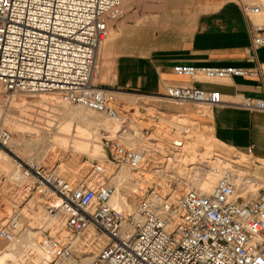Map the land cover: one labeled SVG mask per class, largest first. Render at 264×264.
<instances>
[{
  "label": "built area",
  "instance_id": "built-area-1",
  "mask_svg": "<svg viewBox=\"0 0 264 264\" xmlns=\"http://www.w3.org/2000/svg\"><path fill=\"white\" fill-rule=\"evenodd\" d=\"M130 1L0 0V85L4 92L57 93L62 102L105 116L115 125L113 134L100 137L104 162L113 170L95 162L78 178L62 173L59 167L22 162L17 169L23 181L0 178V241L17 240L23 210L38 201L59 221L60 232L42 228L40 253L26 254L22 264L75 262L83 253L72 243L88 229L93 231L88 245L97 249L87 264H264V193H248L244 184H237L233 172L224 171L207 195L190 189L170 202L140 186L128 196L132 209L113 202L121 186L117 177L121 169L140 174L149 166L160 169L164 163H175L184 145L183 139H177L164 152L156 145L134 147L125 138L133 113L124 111L120 116L115 91L93 83L108 22L122 16V4ZM242 11L255 16L261 8L244 5ZM249 33L251 53L263 48L264 26L253 24ZM172 72L207 82L259 74L256 69L193 66H176ZM157 96L179 106L191 104L211 111L225 105L264 114V99L227 103L215 91L187 84H169ZM10 142V133L0 130V148L7 149ZM246 152L253 155V147Z\"/></svg>",
  "mask_w": 264,
  "mask_h": 264
},
{
  "label": "rangeland",
  "instance_id": "rangeland-1",
  "mask_svg": "<svg viewBox=\"0 0 264 264\" xmlns=\"http://www.w3.org/2000/svg\"><path fill=\"white\" fill-rule=\"evenodd\" d=\"M234 1L241 3L242 6H260L261 11L255 15V21L264 26V0ZM128 4L122 6L123 15ZM122 16L108 22L105 39L109 37L112 40L116 36L111 26L119 23ZM105 39L98 50L97 60H100ZM97 64L99 71L94 72L93 83L113 85L112 61L100 60ZM108 87L116 93L115 106L120 116L124 115V111L133 113L131 116L133 123L129 125V129H132L131 132L136 130L139 136L141 135V140L130 142L134 147L151 148L156 145L164 152L174 140L183 139L187 143L182 155H176L175 163L171 162L169 165L164 163L160 169L149 166L142 174L121 169L117 175L118 178L124 176V181L120 184V195L127 197L129 195L127 192L131 193L143 186L149 192H155L168 200L173 192L183 193L190 188L201 192L200 186L207 178L210 179L209 187H214L224 171L236 174L238 185L244 184L251 195L264 193L263 161L247 154L246 151H238L217 142L211 128L177 111L194 107L196 113H202L207 112L208 108L191 104L174 105L172 102L157 98V95L149 96ZM61 98L57 93L8 95L0 85V130H6L11 135L7 149L0 148V178L6 177L10 183L23 181L25 179L23 173L17 170V164L22 162L59 167L62 173L78 178L84 177L95 162L104 166L106 170H113L111 165L104 162V153L100 145V137L103 134L113 133L102 129L97 131V117L103 121L108 118L99 114L94 116L83 108L62 102ZM181 125L184 129L193 131L192 134L191 132L190 134L188 132L190 136L184 134L185 132L179 128ZM94 153L96 155H93ZM155 171H159V174L158 172L155 174ZM135 183L138 184L134 186ZM40 203L30 202L28 208L23 210V233L17 238L14 246L0 249V264H22L20 262L26 254L38 255L37 246L42 228L60 232L59 221L52 220ZM3 205L4 209L8 210L10 205L6 202ZM90 234L91 230H88L74 240L76 250L83 253L74 264H87L95 253L97 247L88 245ZM32 242L36 247L34 243L31 244ZM0 245L8 244L0 241Z\"/></svg>",
  "mask_w": 264,
  "mask_h": 264
},
{
  "label": "crops",
  "instance_id": "crops-1",
  "mask_svg": "<svg viewBox=\"0 0 264 264\" xmlns=\"http://www.w3.org/2000/svg\"><path fill=\"white\" fill-rule=\"evenodd\" d=\"M255 17L245 16L234 0H134L111 26L116 36L105 39L99 56L112 61L114 84L108 86L154 96L169 84H187L215 91L227 103L264 99V47L251 53ZM176 66L236 67L259 74L207 82L176 76ZM177 111L211 128L223 145L242 152L252 146L253 156L264 162V114L225 105L200 114L194 107Z\"/></svg>",
  "mask_w": 264,
  "mask_h": 264
},
{
  "label": "bare ground",
  "instance_id": "bare-ground-1",
  "mask_svg": "<svg viewBox=\"0 0 264 264\" xmlns=\"http://www.w3.org/2000/svg\"><path fill=\"white\" fill-rule=\"evenodd\" d=\"M132 1H134V0H132ZM132 1H130V2H132ZM130 2H127V3H130ZM127 3H124V4H122V6L123 5H125V4H127ZM122 6H121V10H122ZM90 113H92V112H90ZM94 116L96 115V114H94V113H92ZM98 116V115H97ZM96 116V117H97ZM79 117V116H78ZM97 120H98V124H97V131L99 130V129H102V130H106V131H110V132H115V125L113 124V122L112 121H110V120H100V119H98V117H97ZM163 121H164V119H162ZM164 122H166V121H164ZM166 123H168V122H166ZM170 125H171V123H169ZM134 125L132 124V127H133ZM179 126V125H178ZM183 125H181V127H179L180 129H182L183 131H185V132H187L188 130L187 129H184V127H182ZM188 127V126H187ZM186 127V128H187ZM174 128H176V129H178L177 127H174ZM134 129V128H133ZM135 129H136V126H135ZM79 130V129H78ZM132 130V129H131ZM130 129H129V131H127L126 133H125V138H127L130 142L131 141H133V140H141V135L139 136V134L136 132V130H133L132 132H130L131 131ZM137 130H139V129H137ZM179 130V129H178ZM82 132V131H81ZM190 130H189V134H190ZM193 132V131H192ZM192 132H191V134H192ZM81 134V133H80ZM187 135V136H190V135ZM121 136H124V134H121ZM172 136V135H171ZM164 137V136H163ZM167 137V136H166ZM170 137V136H169ZM173 137V136H172ZM81 138H82V136H81ZM144 138V137H143ZM165 138V137H164ZM168 138V137H167ZM171 138V137H170ZM174 138V137H173ZM163 139V138H162ZM167 140V139H166ZM169 141V140H168ZM133 144V143H132ZM140 144V143H139ZM166 144H167V142H166ZM186 144L187 143H185L184 142V145H183V147L180 149V151L183 153V150H184V148L186 147ZM134 145V144H133ZM93 155H96L95 153L93 154ZM182 155V154H181ZM179 161V160H178ZM179 162H181V161H179ZM18 170V169H17ZM16 171V170H15ZM157 172L155 171V174H156ZM158 174H159V172H158ZM124 175V174H123ZM11 177H13V175H11ZM236 178H237V184H238V177L236 176ZM144 180H145V178H144ZM123 181H124V176H120L119 178H118V182L119 183H123ZM209 181H210V179L209 178H207L206 179V181L204 182V183H202L201 185L202 186H200V188L202 189V190H200L199 188V190L201 191V192H199V191H197V192H199V193H201V194H210L211 192H212V190H213V188L214 187H212V188H210L209 186ZM145 182V181H144ZM138 183H135V185L134 186H136ZM120 189L121 188H118V190L120 191ZM191 189V188H190ZM194 190V189H193ZM204 190V191H203ZM208 190V191H207ZM119 191L118 192H116V196L114 197V199H113V202L114 203H122V204H124L125 206H127L129 209H132V206H131V204H130V202H129V195H127V194H130V192H127V197H125V196H122V195H120V193H119ZM186 191V190H185ZM180 194H182V192L181 193H175V192H173L172 194H171V196H170V198H169V201L170 202H173V201H175V199L180 195ZM52 218V217H51ZM52 220H54V219H52ZM88 230H91V229H88ZM22 233H23V231L20 233V235H22ZM19 235V236H20ZM91 236H93V231L91 230V234H90V236H89V239H90V237ZM19 238V237H18ZM16 242V241H15ZM15 242L14 243H11V244H8L7 246H4V245H0V249H3V248H5V247H12V246H14V244H15ZM35 242V241H34ZM34 242H32L31 244H33ZM30 244V245H31ZM73 244V246H74V248H75V242L74 243H72ZM29 245V246H30ZM33 246V245H32ZM34 246L36 247V244L34 243ZM38 247V246H37ZM38 249V248H37ZM78 250V249H77ZM79 251V250H78ZM8 252V251H7ZM23 252V251H22ZM38 253L37 254H39L40 252L39 251H37ZM9 254H11V252H8ZM68 263V262H67ZM75 262H73V263H69V264H74Z\"/></svg>",
  "mask_w": 264,
  "mask_h": 264
}]
</instances>
